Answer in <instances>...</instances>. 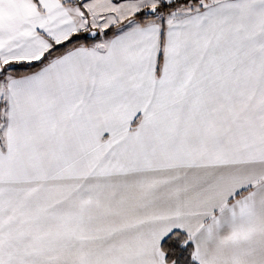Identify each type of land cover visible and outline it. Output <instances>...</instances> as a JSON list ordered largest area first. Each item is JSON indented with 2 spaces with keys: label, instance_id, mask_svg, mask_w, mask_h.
<instances>
[{
  "label": "snow or ice",
  "instance_id": "6c2138e0",
  "mask_svg": "<svg viewBox=\"0 0 264 264\" xmlns=\"http://www.w3.org/2000/svg\"><path fill=\"white\" fill-rule=\"evenodd\" d=\"M0 264H264V0H0Z\"/></svg>",
  "mask_w": 264,
  "mask_h": 264
}]
</instances>
